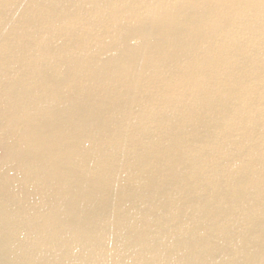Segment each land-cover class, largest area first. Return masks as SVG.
Instances as JSON below:
<instances>
[{
	"label": "bare ground",
	"instance_id": "6f19581e",
	"mask_svg": "<svg viewBox=\"0 0 264 264\" xmlns=\"http://www.w3.org/2000/svg\"><path fill=\"white\" fill-rule=\"evenodd\" d=\"M0 264H264V0H0Z\"/></svg>",
	"mask_w": 264,
	"mask_h": 264
}]
</instances>
